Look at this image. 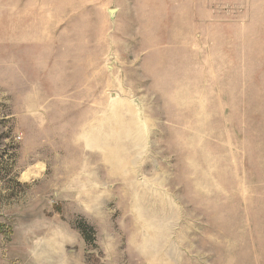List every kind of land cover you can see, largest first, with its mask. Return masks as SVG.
Returning <instances> with one entry per match:
<instances>
[{"label": "rangeland", "instance_id": "obj_1", "mask_svg": "<svg viewBox=\"0 0 264 264\" xmlns=\"http://www.w3.org/2000/svg\"><path fill=\"white\" fill-rule=\"evenodd\" d=\"M0 264H264V0H0Z\"/></svg>", "mask_w": 264, "mask_h": 264}]
</instances>
